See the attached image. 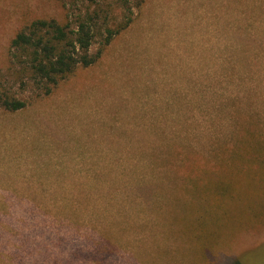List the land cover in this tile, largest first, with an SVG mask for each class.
<instances>
[{
	"label": "rangeland",
	"instance_id": "374dc122",
	"mask_svg": "<svg viewBox=\"0 0 264 264\" xmlns=\"http://www.w3.org/2000/svg\"><path fill=\"white\" fill-rule=\"evenodd\" d=\"M100 1L121 19L116 0ZM141 1L96 64L50 95L14 85L27 106L0 110V264L264 260V225L253 221L263 215V181L247 198L257 231L240 227L205 250L187 231L212 182L199 190L180 172L192 156L232 150L260 167L264 0ZM86 7L0 0V71L13 74L10 43L24 25L65 24Z\"/></svg>",
	"mask_w": 264,
	"mask_h": 264
},
{
	"label": "trees",
	"instance_id": "16d2710c",
	"mask_svg": "<svg viewBox=\"0 0 264 264\" xmlns=\"http://www.w3.org/2000/svg\"><path fill=\"white\" fill-rule=\"evenodd\" d=\"M80 1L87 3V7L77 18L71 19L67 14L65 24L53 18H38L15 34L10 43V68L13 74L4 76L0 71V110L16 112L27 106V101L18 96L14 85L18 84V90L21 91L31 85L38 94L50 95L60 82L71 77L79 68L96 64L104 49L129 28L135 8L142 4L141 0H136L137 4L132 3V0H116L122 14L119 19L108 3L100 0ZM96 42L100 43V47L93 52L92 47ZM259 148L264 149L263 144ZM260 149L256 152H264ZM262 154L257 158V161H261L259 169L244 164L243 160L251 159L235 150L220 157L214 154L202 161L192 156V160L183 163V166L187 165L188 172L184 168L180 171L181 175L189 179L192 187L200 190L199 185L204 181L212 182L209 188L201 186L200 204L192 218V229L187 231L192 235V240L205 250L212 238L222 235L231 237L240 227L244 231H257L251 221L253 210L247 198L254 194L249 188L258 185L260 181L264 183ZM257 192L263 199L259 204L263 215L255 217L253 221L262 227L264 187ZM249 255H241L243 258L240 259L249 258ZM259 261L258 264H264V260Z\"/></svg>",
	"mask_w": 264,
	"mask_h": 264
}]
</instances>
